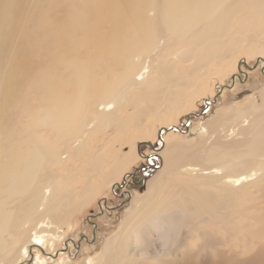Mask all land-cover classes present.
I'll return each instance as SVG.
<instances>
[{
    "label": "bare ground",
    "instance_id": "bare-ground-1",
    "mask_svg": "<svg viewBox=\"0 0 264 264\" xmlns=\"http://www.w3.org/2000/svg\"><path fill=\"white\" fill-rule=\"evenodd\" d=\"M237 45H264V0H0V264H50L34 250L74 200L149 146L138 130L122 151L130 120L170 131ZM231 113L160 138L145 197L124 193L125 225L79 264H264V106Z\"/></svg>",
    "mask_w": 264,
    "mask_h": 264
},
{
    "label": "rangeland",
    "instance_id": "rangeland-1",
    "mask_svg": "<svg viewBox=\"0 0 264 264\" xmlns=\"http://www.w3.org/2000/svg\"><path fill=\"white\" fill-rule=\"evenodd\" d=\"M246 35L245 43H248L251 38L250 32ZM260 48L262 49L260 50ZM234 55L230 64L227 65L223 62L224 67L218 73L206 75L207 79L201 84L200 88L194 94L191 93L193 98H188L177 107L178 109L172 110L173 116L169 114V117H163V119L159 120V128L165 127L167 129L173 126L177 127V129L166 131L163 128L165 132L161 135L149 138L146 130L142 131L141 127H137L134 124V118H132L129 122L131 130L126 132L127 137L118 139V143L123 145L122 151L128 149L132 139L139 140L137 136L138 130H140L145 139L150 141L149 146L147 144L142 146L141 143L136 157L132 158L119 174H113L108 177L104 185L101 188L99 186L93 195L84 198L82 202L76 198L78 201L74 200L70 211L66 210L68 213L65 215L64 223L61 224L62 232L59 237L53 239V243H51L50 238L47 239L48 241L43 242V249L34 250V253L44 257L50 264H79L86 257L96 256L105 240L119 232L125 225L126 215L131 208V204L124 195L133 192L135 196L145 197L147 185L158 171L154 152L161 148L160 138L164 139V143L182 142L187 137L196 136L198 131L201 130L199 129L200 126L214 120L217 116L229 118L232 116L231 111L235 107L244 109L252 107V116H259L264 106V45L255 49L249 47L244 52L237 45ZM256 59L262 60H259L254 68L247 69L243 65L245 63L248 66H253L254 63L256 64ZM238 65H240L241 71L238 70ZM233 75L238 76L231 84V76ZM229 85L232 86L222 88ZM213 98H215V101L210 102L203 113L196 116L192 115L204 108V100H212ZM163 107L164 104H161L159 108ZM189 114L191 116L187 125L186 116ZM186 129L187 131H182ZM156 131L157 129L155 128V133ZM101 145L98 138L95 148L100 150ZM154 148H157V150ZM124 177L126 178L125 181H123ZM177 178L187 179L188 177L177 175ZM261 179H264V177ZM74 182L73 184L80 183V181ZM116 184H119V186L114 187ZM249 189L250 186H246L240 193L244 194ZM122 193L123 196H121ZM215 194L219 195V192ZM101 201L102 207H100ZM69 223L71 227L68 228L67 224L69 225ZM131 224L133 225V223ZM68 240H71L74 246L71 244L66 246L65 243H68ZM77 246H79L78 249L76 248ZM50 255L51 258L49 257Z\"/></svg>",
    "mask_w": 264,
    "mask_h": 264
},
{
    "label": "water",
    "instance_id": "water-1",
    "mask_svg": "<svg viewBox=\"0 0 264 264\" xmlns=\"http://www.w3.org/2000/svg\"><path fill=\"white\" fill-rule=\"evenodd\" d=\"M259 61V59H256V64L254 63V65L253 66H248V65H246L245 63H243V65L247 68V69H251V68H254L256 65H257V62ZM238 70L239 71H241V68H240V65H238ZM236 76V75H235ZM235 76H233V78H235ZM238 76V75H237ZM236 76V77H237ZM232 78V79H233ZM232 84V83H231ZM232 85H229V86H226V88H229V87H231ZM215 101V98H213L212 100H204V108L201 110V111H199L198 113H193L192 115L193 116H196V115H198V114H201V113H203L207 108H208V106H209V103L210 102H214ZM189 117H190V115L189 116H187V125H188V123H189ZM170 130H173V129H177V127H170L169 128ZM125 177H124V179H123V181H125ZM118 186H119V184H118Z\"/></svg>",
    "mask_w": 264,
    "mask_h": 264
}]
</instances>
